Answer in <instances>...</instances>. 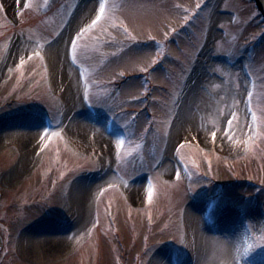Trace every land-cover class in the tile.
Wrapping results in <instances>:
<instances>
[{
    "label": "rangeland",
    "instance_id": "rangeland-1",
    "mask_svg": "<svg viewBox=\"0 0 264 264\" xmlns=\"http://www.w3.org/2000/svg\"><path fill=\"white\" fill-rule=\"evenodd\" d=\"M83 3L0 0V78L24 69L21 97L6 85L8 109L35 108L39 122L30 144L25 129L8 133L23 145L5 185L37 199L23 227L51 232L38 263L264 264V20L253 1L106 0L73 59L71 41L98 14L97 0Z\"/></svg>",
    "mask_w": 264,
    "mask_h": 264
},
{
    "label": "flooded vegetation",
    "instance_id": "flooded-vegetation-1",
    "mask_svg": "<svg viewBox=\"0 0 264 264\" xmlns=\"http://www.w3.org/2000/svg\"><path fill=\"white\" fill-rule=\"evenodd\" d=\"M13 69L15 70L14 73L10 74L8 78L5 80L0 78V264H39L36 260L38 250L35 248L39 246L37 244L40 241L38 237L41 236L42 247H45L48 252L51 250L52 239L50 240L48 231L44 230L41 226H34L37 224L33 222L29 226L23 227L24 208L32 206L31 208L33 209L36 203L38 204L37 199L31 197V201L29 202H33V204H30L28 201L24 202L22 188L28 191L30 189L27 186L20 185V187L8 189L5 185V176L10 179L15 175V166L9 165V162H11L18 152L17 146L20 145L19 147L21 148L23 145L22 139L19 145L16 142L9 144L7 140L8 133L15 132L21 134L24 133L23 130L25 129L26 136H28L25 144H30L33 140L32 136L39 129V122L36 116L37 109H8L12 106L13 102L9 103L6 99V85L9 81L15 84L9 83L10 86L19 87L17 98L22 96L21 88L23 86H20L19 77L20 72L24 71V69L20 67H13ZM3 71L4 69L1 68V73ZM35 105L37 106V103ZM31 187L32 191L34 183L31 184ZM35 228L37 232L41 228L46 234L41 235L39 232L37 235Z\"/></svg>",
    "mask_w": 264,
    "mask_h": 264
},
{
    "label": "snow or ice",
    "instance_id": "snow-or-ice-1",
    "mask_svg": "<svg viewBox=\"0 0 264 264\" xmlns=\"http://www.w3.org/2000/svg\"><path fill=\"white\" fill-rule=\"evenodd\" d=\"M98 3V14L96 15L95 19L92 21L91 25H89L88 27L84 28L81 30L80 33L77 34V37L71 41V54L73 56V59H75V55H76V41L80 39L81 35L83 33H86L88 31L91 30L92 27H94L98 21H100L105 14L106 11V0H97ZM27 6V5H26ZM36 55H39V53H35ZM85 95H87V93H85ZM231 124V121H229V125ZM53 135H58V133H52ZM45 135H47V131L45 130ZM213 138H215V133H213ZM123 141H120L118 144V147H120V145H122ZM178 178V177H177ZM149 200H151V196H152V192L151 189H149ZM250 247V246H249Z\"/></svg>",
    "mask_w": 264,
    "mask_h": 264
},
{
    "label": "bare ground",
    "instance_id": "bare-ground-1",
    "mask_svg": "<svg viewBox=\"0 0 264 264\" xmlns=\"http://www.w3.org/2000/svg\"><path fill=\"white\" fill-rule=\"evenodd\" d=\"M90 0H84V3H83V7H85L87 4H88V2H89ZM180 117H183L184 115H186V112H187V109H186V105L185 104H183V106H182V109H180ZM175 131V130H174ZM174 136V132H173V135H172V137ZM76 189V191L75 192H78L79 191V188H75ZM137 191V187H133L132 189H131V193H135ZM75 192H73V195L75 194ZM195 208L196 207H192V206H190V207H188V209H187V214L188 215H191V214H193L194 213V211H195ZM50 231H48V233H49ZM50 234H51V232H50ZM51 240V239H50ZM53 242V241H52ZM56 246V245H55ZM52 247V246H51Z\"/></svg>",
    "mask_w": 264,
    "mask_h": 264
},
{
    "label": "water",
    "instance_id": "water-1",
    "mask_svg": "<svg viewBox=\"0 0 264 264\" xmlns=\"http://www.w3.org/2000/svg\"><path fill=\"white\" fill-rule=\"evenodd\" d=\"M255 4L258 10H260V12L262 13L264 17V0H255Z\"/></svg>",
    "mask_w": 264,
    "mask_h": 264
}]
</instances>
